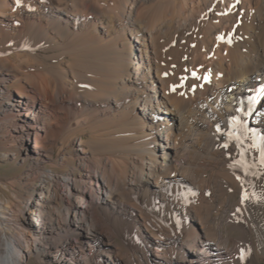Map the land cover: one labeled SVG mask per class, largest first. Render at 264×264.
Here are the masks:
<instances>
[{"label": "bare ground", "instance_id": "6f19581e", "mask_svg": "<svg viewBox=\"0 0 264 264\" xmlns=\"http://www.w3.org/2000/svg\"><path fill=\"white\" fill-rule=\"evenodd\" d=\"M256 128L264 0H0V264H264Z\"/></svg>", "mask_w": 264, "mask_h": 264}, {"label": "rangeland", "instance_id": "374dc122", "mask_svg": "<svg viewBox=\"0 0 264 264\" xmlns=\"http://www.w3.org/2000/svg\"><path fill=\"white\" fill-rule=\"evenodd\" d=\"M2 131L0 129V135ZM243 135V134H242ZM34 145V142H33ZM7 146V142L4 141L0 136V153L4 152ZM26 162H22L18 159H2L0 158V199L3 202H6V204H11V202H14V209H18V206L16 204L17 202V195L15 194L14 187L12 185L7 184L10 182L11 178L14 176L23 173L26 169ZM229 211H221L220 215L217 216L216 225L218 226L220 223V217L227 216ZM223 228V227H222ZM11 230V229H10ZM12 231V230H11ZM116 240L125 248V243L122 237H116ZM132 254V253H131ZM29 264H35L33 261L29 262ZM42 264H45L44 262Z\"/></svg>", "mask_w": 264, "mask_h": 264}, {"label": "snow or ice", "instance_id": "6c2138e0", "mask_svg": "<svg viewBox=\"0 0 264 264\" xmlns=\"http://www.w3.org/2000/svg\"><path fill=\"white\" fill-rule=\"evenodd\" d=\"M16 2H17V4H19L20 3V0H16ZM220 39H223V37H220Z\"/></svg>", "mask_w": 264, "mask_h": 264}]
</instances>
